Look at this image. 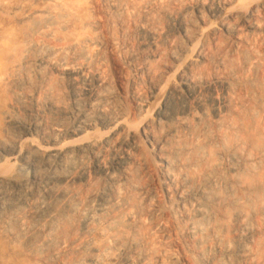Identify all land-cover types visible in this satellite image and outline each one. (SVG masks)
<instances>
[{"label":"bare ground","instance_id":"6f19581e","mask_svg":"<svg viewBox=\"0 0 264 264\" xmlns=\"http://www.w3.org/2000/svg\"><path fill=\"white\" fill-rule=\"evenodd\" d=\"M0 264H264V0H0Z\"/></svg>","mask_w":264,"mask_h":264}]
</instances>
